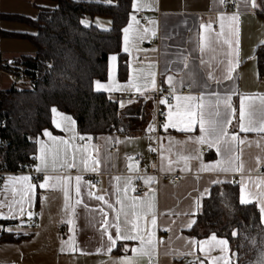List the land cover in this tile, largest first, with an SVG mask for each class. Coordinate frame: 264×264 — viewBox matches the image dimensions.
Masks as SVG:
<instances>
[{"label":"crops","instance_id":"obj_1","mask_svg":"<svg viewBox=\"0 0 264 264\" xmlns=\"http://www.w3.org/2000/svg\"><path fill=\"white\" fill-rule=\"evenodd\" d=\"M234 1L236 10L228 12L221 11L220 0H129V13L120 28L118 50L106 55L104 78L92 79L91 85L94 91L102 92L106 98L115 101L118 111L141 103L143 118L135 121L127 130L119 128L90 135L79 133L69 114L56 107L50 108L49 126L34 138L31 156L37 179L16 171H5L0 175V203L5 205L0 208V213L9 217L0 218V264H119L125 257L133 259L134 264H146L149 256H137L132 252L133 248L140 246L139 240H118L112 251L108 252L107 234H104L106 225L102 223L105 219L103 213H107V220L111 222L120 212L118 200L122 201L125 212L132 211L133 203L138 205L136 210L139 211L141 197L144 198L143 204L153 205L156 224H151L150 214L146 221L140 222L141 227L146 229L141 235L147 239L148 232L153 234L155 250L151 256H156L158 264H201V261L203 264H234L230 245L224 237L214 233L197 237L189 232L202 199L208 195L210 188L229 183L236 185L237 201L241 203L242 196L249 200L244 204L254 205L259 222L264 225V213L261 212L264 206V195H261L264 193V173L258 171L259 167L264 168V132H240L238 127L241 96L255 94L257 106L260 104L259 96H264V71L258 73L254 53L255 47L264 43V11H261V7L252 8L250 0ZM256 2L259 4L258 0ZM51 4L50 0H0V90L10 85H29L23 78L19 82H12L5 74L8 71L6 64L14 65L15 58L32 55L31 43L17 34L32 33L34 29L28 21L36 17L40 8L50 7ZM234 14L237 19H230ZM138 15L142 20L138 19ZM221 16H224L223 34L209 44L210 36L216 37L222 32ZM89 21L100 27H107L110 23L109 18L101 16H94ZM202 24L211 27L204 29ZM125 28H129L127 41ZM226 37L232 41L231 48L223 44ZM150 40L153 42H148ZM113 56L116 57L115 61L111 59ZM120 57L123 62L121 67L118 66ZM229 67L233 69L231 79L226 78ZM210 73L215 76L214 80L209 79ZM153 74L154 87L151 83ZM169 76L173 77V95L203 96L206 108L215 105L217 95L231 96L236 118L228 126V132L237 133L241 139L250 142L239 145V151L233 154L240 156L233 166L242 163V171L201 170V162L212 164L221 160L222 156L214 147L189 140V137L201 135L198 125L190 132L177 128L165 131L162 126L157 135L144 129L153 109V100L148 96L155 88L172 91ZM130 78L142 91L128 87ZM97 82L105 87L97 88ZM205 82L208 86L202 87ZM109 85L111 88L107 87ZM129 94L142 98L140 102H129L126 100ZM173 95L164 105L166 116L169 105L175 106L177 103ZM219 107L223 111L222 102ZM63 117L70 120L66 121ZM57 123L61 126L57 127ZM45 131L56 140L44 135ZM81 137L84 142H81ZM60 141H68V145ZM185 141L187 143H176ZM42 144L45 146L44 153L41 152ZM154 146L157 148L158 170L176 173L178 180L170 182L148 174V148ZM196 149L200 150L201 159L188 160L186 167L185 161L178 158L179 154L195 155ZM56 152L58 155L53 165V153ZM65 153L68 163H72L75 156V167H67ZM136 153L140 155V161L134 159ZM42 155L48 160L47 171L36 170L41 165ZM82 157L87 158V168L81 163ZM94 161L99 163L94 165ZM93 166L98 170L92 171ZM53 167L55 170H52ZM138 172H143L139 179L144 184L148 177H153L154 182L146 184L149 189L142 195L132 196L130 189L138 179ZM78 175L82 178L79 196L75 192V177ZM22 176L30 177V183L37 187L31 194V204L25 198L24 215L11 218L7 205L12 204L13 211H16L18 206L13 203V198L19 199V192L25 185L14 184L9 178ZM45 176L72 177L67 209L61 190L63 179L59 182L55 179L49 181L50 185H56L55 188L41 189L38 185L44 182ZM90 176L98 178V185L91 183ZM116 177L120 178L119 181ZM145 193H148L147 197ZM101 195L104 201L95 199ZM133 197L137 199L134 201ZM105 201L113 207L109 208ZM100 209H103V213ZM29 212L32 213L31 218ZM123 219L121 213L120 220ZM59 223L65 226L58 229ZM108 231L115 237L113 228ZM213 235L217 240H226L227 244L216 245V241L211 240ZM199 242L206 243L201 245ZM213 245L215 247L209 252Z\"/></svg>","mask_w":264,"mask_h":264},{"label":"trees","instance_id":"obj_2","mask_svg":"<svg viewBox=\"0 0 264 264\" xmlns=\"http://www.w3.org/2000/svg\"><path fill=\"white\" fill-rule=\"evenodd\" d=\"M50 1V7L40 8L28 21L34 31L17 34L31 43L32 55L15 58L14 65L6 64L9 72L29 85L0 90L2 172L14 171L30 160L35 136L49 126L51 107L69 114L77 131L90 135L127 130L144 115L141 103L118 111L115 101L91 85L92 79L104 78L106 55L118 50L129 0ZM258 1L264 11V3ZM94 16L109 18V25L100 27L90 22ZM254 53L261 73L264 43L257 45ZM189 232L197 237L208 233L224 237L234 264H264V225L253 204L237 201L234 183L210 188Z\"/></svg>","mask_w":264,"mask_h":264},{"label":"snow or ice","instance_id":"obj_3","mask_svg":"<svg viewBox=\"0 0 264 264\" xmlns=\"http://www.w3.org/2000/svg\"><path fill=\"white\" fill-rule=\"evenodd\" d=\"M222 2V0H221ZM251 7L252 8H258L260 7V4H257L256 0H250ZM261 3H264V0H261ZM221 30L222 32L220 34H217L216 37H209L208 43L211 44L215 40L219 38V35L223 34V20L224 16H221ZM230 19L236 20L237 16L234 14ZM84 23H87L86 21ZM131 25H129V28ZM202 28L204 29H210V25L202 24ZM129 28H125V39L127 41V33L129 31ZM155 33H153L154 35ZM223 44H226L229 46V48L232 47V41L228 39L227 37L223 40ZM127 50V48L125 49ZM113 61L116 60V57L113 56L111 58ZM231 62H229L230 64ZM238 63V62H237ZM187 66V65H185ZM232 68H228V75L226 76L227 79H231V72ZM139 79V77H137ZM209 79H215V76L211 73L209 74ZM173 77H168V82L170 86L172 87L173 93H175V87L172 85ZM152 86H155V79L153 74L152 79ZM181 84H183V81H180ZM207 83L205 82L202 87H207ZM105 87V85H101L99 82H97V88ZM111 88V85L107 86ZM129 88H136L137 91H142L141 88L133 83V80L130 78ZM147 87V84H145V88ZM173 99L177 101L175 106L169 105V110L167 112L165 123L163 124V128L165 131H167L169 128H177L179 131L184 132H190L194 129L196 125L199 126V130L201 135L199 137H189V140L195 144L204 145L207 144L209 148H215L217 153H219L222 156V159L219 161H216L212 164H203L201 162V170L206 171H242L243 170V164H239L238 166H233L235 161L240 160L239 155H233L237 151H239V145L244 143H250L246 141L245 139H241L240 136L237 133H229L228 132V126L231 125L232 120L236 118V109L232 107L231 104V96H224L220 97L217 95L216 102L214 106H209L206 108V105L204 103V97H195L192 95L187 96H181V95H173ZM256 96L253 94L252 96H241L240 105H239V114H238V120H239V130L240 132H264V96H259L260 104L259 106L255 103ZM248 101L246 104L245 101ZM223 103V111H221L219 105L220 103ZM161 104H167L168 100L167 98H162L160 100ZM121 107H123V104H121ZM174 109V110H173ZM53 113L56 112L55 109L52 110ZM64 120L68 121L70 120L69 117H63ZM57 127H60L61 125L57 123ZM149 131H154L155 128L153 125L149 126ZM44 135L50 136L51 134L47 131H45ZM53 141L56 140L55 137H51ZM83 139V137H81ZM91 139V137H89ZM60 143L64 145H68V141H60ZM170 143H172L170 141ZM176 143H187L185 142H176ZM223 146V149L222 147ZM45 146L42 144L41 146V152L44 153ZM151 151H155V149H151ZM49 151H52L49 149ZM58 155V152L53 153V165L55 164V157ZM201 152L199 149L195 150V155H192L189 153L188 155L179 154V159H182L185 161V165L187 167V162L190 159H201ZM162 160L164 159L162 155ZM41 165L37 167V171H47L48 170V160L46 156H41ZM73 162L68 163L67 154L65 153V164L68 168L75 167V156L72 157ZM81 163L84 164L85 168H87V158L82 157ZM98 161H94V165L98 164ZM62 167L64 165H61ZM169 170H171V164H169ZM52 170H55V167H53ZM92 171L98 170L97 167L93 166L91 168ZM163 170V168H162ZM12 180V182L15 183H23L25 187H23L19 192V199L13 198V203L16 204L18 207L16 211H13L12 204H8V210L9 214H11V218H16L17 215H24V207L23 204L25 202V198H27V202L31 204V201L33 199V195H31L37 185L30 183V177L28 176H22V177H12L9 178ZM57 180L58 182L63 179L64 186L61 187V190L64 193L65 197V208L67 209L69 207L68 200L70 199V187H71V176H65L63 178L61 177H51V176H45L44 182L40 183L38 186L41 189L52 187L55 188L56 185H50V180ZM81 176L75 177V192L77 196L80 195V182H81ZM117 181H119V177L115 178ZM130 183V180L128 181ZM154 182L153 177H148L145 179V183H151ZM220 181H215V183H219ZM15 190V189H14ZM243 190V185H242ZM207 191V190H206ZM89 195H92V193H89ZM261 195H264V193H261ZM145 197L148 196V193L144 194ZM154 196V193H153ZM95 199L98 201H104V197L96 196ZM137 198L133 197V200L135 201ZM141 200V205H139L140 210L137 211L138 205L136 203H133L131 205L132 211L131 212H125L124 206L122 201L118 200L117 203L121 204L120 212L117 213L115 217H113V220L109 222L107 220V213H103V209H100V211L103 213L105 219H103L102 223L106 225L104 228V234H107V248L106 250L108 252L112 251V248L116 245L118 240H139L140 246L137 248H133L132 252L135 253L137 256H151L152 252L155 250V246L153 244L152 240V233L148 232L147 236L148 238L145 239L144 235H141V232L146 231V229L141 227V221L145 220L146 218L151 214V224L155 226L156 224V217L155 213L153 211V205L152 204H143V197L139 198ZM249 200H246L241 197V203H248ZM77 203H80V200H77ZM105 203H108L105 201ZM4 203H0V208L4 207ZM108 207L112 208L113 205L111 203H108ZM261 212L264 213V206L261 207ZM123 214V221L120 220V215ZM29 218H31L32 213H28ZM0 218H9L8 216H5L4 214L0 213ZM71 223V221H69ZM194 223V221H193ZM109 228H113L115 230V237L108 231ZM10 230V229H9ZM235 234V233H234ZM211 240L216 241V245H226V240H217L215 235L211 237ZM193 243H196L193 241ZM201 245L206 242H199ZM215 246H210L209 252L213 250ZM63 250V249H62ZM201 251H203V248H201ZM214 260H218L219 258H213ZM119 264H134L133 259H129L127 257L120 260ZM201 264H203V261H201Z\"/></svg>","mask_w":264,"mask_h":264},{"label":"built area","instance_id":"obj_4","mask_svg":"<svg viewBox=\"0 0 264 264\" xmlns=\"http://www.w3.org/2000/svg\"><path fill=\"white\" fill-rule=\"evenodd\" d=\"M220 9L221 11H228V12H234L236 10V4L234 0H220ZM138 19L142 20V17L140 15H138ZM148 42H153V40H150ZM5 74L8 78L11 79L12 82H19L20 81V76L17 75H13L11 72L9 71H5ZM173 95V91L166 89V88H155L152 93H150V95L148 97H150L153 100V109H152V113L150 115V117H148V121L145 123L144 125V129L150 133H154L155 135L158 134L160 128L163 126L164 124V120H165V116H166V110L164 105L165 104H161L160 100L162 98H167L168 102L170 101L171 97ZM142 97H138L134 94H129L126 97V100L131 102V101H136V102H140V99ZM3 119L0 118V125L2 123ZM153 125L155 130L154 131H149V126ZM81 142H84V139H81ZM151 149H155V151H151ZM148 154H149V164H150V169L148 174L152 175L155 179L158 178H162V179H166L170 182H174L176 180H178V175L176 173H163L160 172L157 168L156 165V161H157V148L156 146L154 147H149L148 148ZM32 156H30V160L26 163H24L23 165L18 166L14 171L16 172H22L25 174L30 175L34 180L37 179V172L34 170L33 168V164H32ZM134 159L136 161H140V155L138 153H136L134 155ZM60 171H62V169H60ZM259 172L264 173V168L263 167H259L258 168ZM3 172L0 171V175ZM143 174V172H138L137 176L138 179L133 183L131 189H130V194L132 196H139L142 195L146 190L149 189V187L144 184L139 177ZM91 183L93 185H98L99 180L96 177L90 176L89 177ZM65 224L64 223H59L57 225L58 229H61L62 227H64ZM2 229L0 227V233H1ZM146 264H158L157 263V258L156 256H149L147 258V262Z\"/></svg>","mask_w":264,"mask_h":264}]
</instances>
